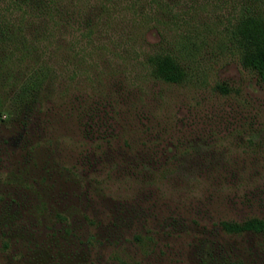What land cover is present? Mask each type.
Returning <instances> with one entry per match:
<instances>
[{"label":"rangeland","instance_id":"rangeland-1","mask_svg":"<svg viewBox=\"0 0 264 264\" xmlns=\"http://www.w3.org/2000/svg\"><path fill=\"white\" fill-rule=\"evenodd\" d=\"M155 1L89 27L94 1L86 0L58 36L54 59L67 90L54 106L82 98L74 109L93 111V127L83 130L84 120L65 119L60 107L43 110L44 139L34 153L78 175L84 211L63 212L61 229L46 215L11 224L2 207L0 264H264V236L219 226L264 218V81L241 67L226 41L235 10L227 0ZM154 53L182 59L184 80L154 78L147 60ZM2 110L5 165L20 134L8 102Z\"/></svg>","mask_w":264,"mask_h":264},{"label":"trees","instance_id":"trees-1","mask_svg":"<svg viewBox=\"0 0 264 264\" xmlns=\"http://www.w3.org/2000/svg\"><path fill=\"white\" fill-rule=\"evenodd\" d=\"M85 1L0 0V109L8 102V115L17 116V132L20 134L18 143L11 150L10 160L5 165L0 162V176H3L0 184L7 186L0 193V210L7 207L13 219L11 224L24 220L30 226V222L35 223L38 217L46 215L47 219H56L55 223L61 222L62 229L66 218L59 216L63 212L71 213L77 208L84 211V194L74 191L73 184L78 175L58 162H50L48 155L43 158L37 154L38 150L35 154L34 150L43 143L44 138L40 134L44 132V127L39 124V117L45 111L60 107L65 112V119L74 115L83 119V130L88 132L93 127L90 117L93 111L84 106L74 109V103L82 98L74 96L54 106L55 99L63 95H59L61 89L67 90L66 86L62 87L60 79V58L54 59L62 44L58 36H62L64 27L73 26L77 14L85 7ZM93 1L88 5V17L85 18V26L89 27L94 25L95 20L106 27L110 23H117L121 19L114 17L116 12L124 16L125 9L140 5L139 0ZM228 2L235 13L227 20L228 26L224 32L227 34L226 41L235 50L241 67L253 71L259 80L264 81V0ZM147 60L154 78L167 83L184 80L186 66L182 59L168 53H154ZM85 161L88 168L95 167V161L88 162L86 157ZM81 177L86 178L85 175ZM12 182L13 190L7 191ZM84 184L88 190L89 180ZM68 201L74 204H68ZM124 213L123 209L119 212ZM118 216L114 217L115 222L121 218ZM4 224L9 225L7 222ZM219 226L226 233L251 232L264 236V218L249 217L241 222L220 221ZM64 233L74 234L71 229Z\"/></svg>","mask_w":264,"mask_h":264}]
</instances>
